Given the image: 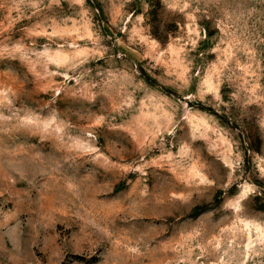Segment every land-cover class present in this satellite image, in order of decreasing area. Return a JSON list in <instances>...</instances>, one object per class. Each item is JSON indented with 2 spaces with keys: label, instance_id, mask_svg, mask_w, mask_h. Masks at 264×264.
Wrapping results in <instances>:
<instances>
[{
  "label": "rangeland",
  "instance_id": "374dc122",
  "mask_svg": "<svg viewBox=\"0 0 264 264\" xmlns=\"http://www.w3.org/2000/svg\"><path fill=\"white\" fill-rule=\"evenodd\" d=\"M0 264H264V0H0Z\"/></svg>",
  "mask_w": 264,
  "mask_h": 264
}]
</instances>
